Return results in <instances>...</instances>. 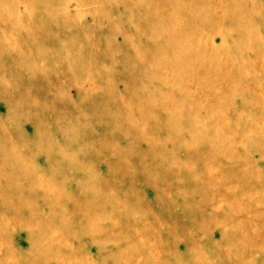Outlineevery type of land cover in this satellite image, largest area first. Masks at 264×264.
Returning <instances> with one entry per match:
<instances>
[{"label": "rangeland", "instance_id": "374dc122", "mask_svg": "<svg viewBox=\"0 0 264 264\" xmlns=\"http://www.w3.org/2000/svg\"><path fill=\"white\" fill-rule=\"evenodd\" d=\"M0 264H264V0H0Z\"/></svg>", "mask_w": 264, "mask_h": 264}]
</instances>
